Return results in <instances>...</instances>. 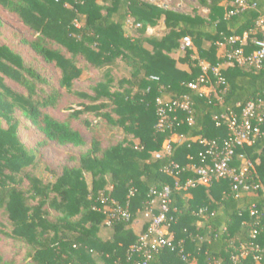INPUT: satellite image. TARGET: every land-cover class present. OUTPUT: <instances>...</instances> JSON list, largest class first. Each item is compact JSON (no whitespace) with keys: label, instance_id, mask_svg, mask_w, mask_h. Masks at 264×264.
<instances>
[{"label":"trees","instance_id":"1","mask_svg":"<svg viewBox=\"0 0 264 264\" xmlns=\"http://www.w3.org/2000/svg\"><path fill=\"white\" fill-rule=\"evenodd\" d=\"M195 3L190 12H180L173 9L180 0H0V10L29 34L0 17V236L30 246L29 263L19 264H136L142 254L132 248L150 224L144 214L166 188L171 247L154 251L149 264H187L183 256L198 264L264 262L253 251L239 255L251 243L264 248V116L260 133L235 149L229 163L235 173L247 167L246 182L257 189L237 191L229 179L185 187L198 178L188 166L201 165L208 148L200 140L221 150L231 137L214 117L227 110L239 117L246 103L263 98L264 61L260 68L240 66L227 55L242 50L249 57L258 49L255 42L264 41L257 25L264 19V0H245L246 9L233 15L234 0ZM185 37L190 47L182 44ZM201 62L222 64L224 81L218 86L210 75L205 97L186 86L201 75ZM117 63L128 77L114 78L110 69ZM103 67L108 70L91 94L72 89L83 68ZM63 90L87 103L56 119L50 111ZM183 96H189L191 112L177 110L169 129L157 130L156 100ZM83 114L121 129L124 138L107 147L95 133L86 139L75 125ZM20 129L37 134L36 152L58 146L79 153L66 154L54 182L43 181L25 172L35 156L20 140ZM165 141L170 155L155 158ZM205 162L211 165L208 156ZM113 202L130 218L106 226ZM159 205L156 199L154 214ZM252 206L257 215H251Z\"/></svg>","mask_w":264,"mask_h":264},{"label":"built area","instance_id":"2","mask_svg":"<svg viewBox=\"0 0 264 264\" xmlns=\"http://www.w3.org/2000/svg\"><path fill=\"white\" fill-rule=\"evenodd\" d=\"M111 1V0H108ZM245 0H234V9L229 12L230 15H233L236 11H243L246 9ZM130 21H128V24ZM259 28L264 30V19L262 18L258 24ZM78 27V25H77ZM138 27V26H137ZM149 32V31H148ZM247 36L245 35L242 38V41H245ZM232 41V39L230 40ZM182 44L186 47L191 46V41L188 37H185L182 40ZM258 49L254 51L251 56L245 57L242 54V50H237L232 54H228L227 58L231 61H235L238 65H254L256 68H260L262 62L264 61V41L255 42ZM201 69V75L190 83H187V88L200 97H205L209 95L212 88V80L210 75H213L215 78L216 85L224 84L223 79L220 77L219 71L222 67L218 65L217 67H211L208 63L201 62L199 64ZM152 80H158V77L151 76ZM157 105V115L158 122L156 125L157 130L163 131L165 127L169 129L172 124L170 116L175 113L177 110L191 112L192 102L189 96H183L182 99L177 100H163L158 98L156 100ZM264 116V94L263 98L255 103L250 101L246 103L242 109L240 116H236L231 111H225L220 116H215L214 120L219 126L225 124L231 132V137L223 142V148L220 150L219 147L214 142H208L204 139L200 140L201 144H204L208 148L205 151V154L202 157L201 165L188 166L192 172L197 174L198 178L195 181L189 180L186 183L185 187H195L196 185L209 186L212 179H229L232 181L233 189L237 190L239 187L243 191L255 190L258 186H251L246 182L245 173L247 167L242 169L240 173H235L233 169H230L229 163L234 154V150L238 147H242L244 144L249 143L251 137H255L260 133L259 123L262 122V117ZM174 120V119H173ZM191 122V119L189 120ZM255 122V123H254ZM171 147L169 141H165L162 144L161 151L155 154V158L160 159L163 156L170 155ZM209 157L210 164L208 165L205 162L206 157ZM250 165L249 163L247 164ZM176 167V165H174ZM165 173H168V170H164ZM239 190V189H238ZM237 190V191H238ZM133 194V192H131ZM156 199L159 201V211L153 213L154 205L156 204ZM169 203V190L166 188L163 191L156 194L154 200H151L148 204L147 210L145 212L146 216L150 218V224L147 229V232L140 236L138 243L132 248L133 252H138L142 254V258L136 264H149L152 254L154 251L163 248L165 246L171 247V239L167 233V227L165 224L166 213L168 211ZM112 208H110L109 219L105 221L106 226H111L114 219L120 218L123 220H128L130 218L129 213L126 210H122L116 203H112ZM251 215H257L255 206L250 208ZM255 232L252 233L254 238ZM250 251H253L254 258L257 261L264 259V248L261 251H258L257 246H254L253 243L248 246H243L239 253L240 258L246 257ZM260 252V253H258ZM260 254V255H259ZM182 260L187 264H198L196 260L188 259L183 256ZM234 260V258H233ZM213 264H222L221 261H214ZM262 264L264 262L262 261Z\"/></svg>","mask_w":264,"mask_h":264},{"label":"rangeland","instance_id":"3","mask_svg":"<svg viewBox=\"0 0 264 264\" xmlns=\"http://www.w3.org/2000/svg\"><path fill=\"white\" fill-rule=\"evenodd\" d=\"M173 9L180 12H190L191 9H193L192 0H180L178 7H174ZM0 17L4 18L5 23L11 26L15 31L23 35H29L27 33V29L24 28L21 22L16 18L9 16L1 10ZM79 66L82 68V63ZM82 70L81 77L76 82H74L72 89L74 91L91 94L92 87L103 80V75L107 72L108 68L103 67L99 70L83 68ZM110 70L116 80L120 79L121 77H128L129 75L128 69L125 68L121 63L113 65ZM8 84L12 86L13 89L19 90L16 85L10 82ZM83 103H87V101H84L63 90L57 107L50 112L56 119H62L72 110H80V105ZM75 125H77L82 130L86 139H89L91 135H94L95 133L94 136H96L97 139L101 141L102 147L117 144L124 138V134L121 129L113 127L110 124L104 122L102 119L91 114H83L80 116L75 121ZM19 138L26 145L28 150H33L34 142L37 138L36 133L31 130L25 131L24 129H20ZM68 153L78 154L79 150L78 148L58 146H54L52 149L46 152H36L33 150V154L35 156L34 163L32 166L27 168L25 172L28 171L48 183L54 182L57 173L60 171L61 165L66 162V154ZM86 180L88 184H90L89 175H86ZM51 215L53 214L51 213ZM144 216L145 218L149 219V216H146L145 214ZM1 221L3 220L0 219V222ZM4 225L5 226L3 227V230L5 232H9L10 226L8 227L7 223H4ZM30 254V246H28L24 241L11 237L0 236V255L2 258V262H0V264H5V262L10 260L17 264L29 263Z\"/></svg>","mask_w":264,"mask_h":264},{"label":"crops","instance_id":"4","mask_svg":"<svg viewBox=\"0 0 264 264\" xmlns=\"http://www.w3.org/2000/svg\"><path fill=\"white\" fill-rule=\"evenodd\" d=\"M149 1H153V0H149ZM194 2H195V0H192V6H193V8L196 7V5H195L196 3L194 4ZM203 12H206V9H203ZM149 33H151V30H149ZM183 68H185V67H183Z\"/></svg>","mask_w":264,"mask_h":264}]
</instances>
